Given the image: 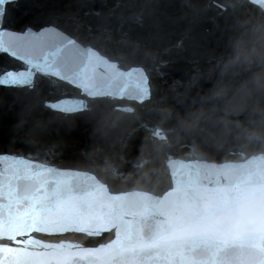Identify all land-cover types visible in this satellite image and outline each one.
Wrapping results in <instances>:
<instances>
[{"label": "water", "instance_id": "1", "mask_svg": "<svg viewBox=\"0 0 264 264\" xmlns=\"http://www.w3.org/2000/svg\"><path fill=\"white\" fill-rule=\"evenodd\" d=\"M0 7L12 28L54 21L114 55L126 41L139 45L138 64L122 61L119 84L101 85L118 102L96 104L87 119L43 106L81 100L82 88L56 77H37L34 92L0 87V136L22 122L4 148L102 185L83 213L52 218L22 236V264H264V125L224 102L245 75L243 67H225L229 41L264 23V15L249 12L243 0L220 7L214 0H23ZM178 37L181 48L174 46ZM0 67L21 64L0 55ZM142 75L151 77L152 95L140 103L131 96ZM199 117V130H190ZM221 120L243 127L224 134L214 123ZM153 127L165 138L153 137ZM10 164V157L0 159V172ZM17 231L31 228L5 223L4 235Z\"/></svg>", "mask_w": 264, "mask_h": 264}, {"label": "snow or ice", "instance_id": "2", "mask_svg": "<svg viewBox=\"0 0 264 264\" xmlns=\"http://www.w3.org/2000/svg\"><path fill=\"white\" fill-rule=\"evenodd\" d=\"M23 0H0V6L11 4L22 6ZM220 7L223 0H214ZM226 9L228 5H223ZM243 7L249 12L264 15V0H243ZM7 10L0 7V55L9 57L21 64L20 68L0 67V87L29 88L36 90L37 77L47 80L56 77L69 84L83 89L79 103L62 106L60 102H49L44 107L59 110L62 113H77L79 117L89 118L96 104L117 101L115 91H102L105 82L115 87L124 76L120 68L125 67L122 61H130L127 68L138 64L139 45L126 41L124 50L113 54L100 46L99 42L86 40L69 31L54 21H48L39 27L31 23H21L12 28L6 23ZM174 46L183 47V38ZM115 61V63H110ZM231 65H225L230 67ZM110 69V75L103 69ZM127 70V69H126ZM88 73H91L88 75ZM108 77L105 81L103 78ZM134 101L143 103L151 99V77L142 75L133 89ZM111 100H99L97 98ZM91 98V99H90ZM123 99V97H120ZM134 112L133 108L124 109ZM170 116L171 113L166 112ZM70 120L72 117L62 116ZM22 122L11 125L5 139L0 136V159L10 157V168L0 172V264H22L20 249L23 246L21 237L35 232L50 219L63 218L67 213H83L89 202L101 193L102 185L95 176L73 173L52 168L44 164L31 162L20 154L13 155L5 143H11L15 130ZM71 127L68 131L71 132ZM153 137L164 139L163 130L149 129ZM13 227L26 225L31 231H17L15 236L4 235L5 223ZM52 234V233H48Z\"/></svg>", "mask_w": 264, "mask_h": 264}, {"label": "clouds", "instance_id": "3", "mask_svg": "<svg viewBox=\"0 0 264 264\" xmlns=\"http://www.w3.org/2000/svg\"><path fill=\"white\" fill-rule=\"evenodd\" d=\"M226 60L232 67H243L245 75L225 95V104L235 105L238 108L236 115L247 112L250 122L264 125V23L247 32H236L229 41ZM177 119L183 120V116L178 115ZM206 122L213 123L210 120ZM199 123L200 117L190 130H199ZM214 123L224 134L243 127L239 120Z\"/></svg>", "mask_w": 264, "mask_h": 264}]
</instances>
